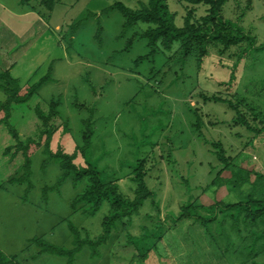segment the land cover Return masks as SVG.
Listing matches in <instances>:
<instances>
[{"label":"rangeland","instance_id":"rangeland-1","mask_svg":"<svg viewBox=\"0 0 264 264\" xmlns=\"http://www.w3.org/2000/svg\"><path fill=\"white\" fill-rule=\"evenodd\" d=\"M39 1L28 0L21 5L20 0H0V72L9 68L21 88L49 74L28 101L13 105L10 123L21 138L31 136L37 128L35 106L46 109L52 99H58L56 121L61 125L51 137L52 152H75L78 166L92 164L102 171L106 181H116L118 191L128 198L133 196L136 185L131 179L134 166L137 160L145 159V182L152 190L138 212L132 214L133 225L129 227L132 237L149 233L141 238L142 250L135 248L124 229L112 244L119 228V223L113 222L110 239L98 246L84 245L73 264L243 261L236 254L251 241V229L259 230L261 226L247 224L239 236L230 228L228 219L225 229L235 248L226 258L197 222L188 218L175 222V216L180 204L196 196L206 205L212 199L226 198L224 188L213 194L208 185L219 163L211 152V144L206 142L220 141L237 167L264 174V131L256 136L255 131L235 124L237 115L233 108L226 102L209 99L216 96L237 102L247 121L253 127L261 126L258 121L264 119V0H226L223 18L242 27L244 35L254 37V43L247 48L244 39L223 51L209 44L198 64L194 57L180 61L177 45L170 51L158 45L151 53L147 40L140 36L147 23L137 22L124 28V18L118 10H104L115 1L136 8L139 0H61L52 11H46ZM166 2L167 11L174 13L179 26L189 8H193L194 22L207 14L208 7L204 5L194 6L186 0ZM5 98L0 89V100ZM252 111L259 114L258 119ZM195 113L201 120L202 137H198L194 127ZM87 129L91 130L90 144L82 150ZM13 143L6 126L0 124V184L5 186L1 189L8 191L0 193V218L12 213L17 221V231L10 238L12 249L17 250L28 239L23 249L29 247L35 254L36 247L30 244L34 237L52 243L62 240L58 237V231L64 228L62 223L77 228L80 238L94 240L102 231L103 218L109 214L108 203L103 202L91 216L71 210V200L83 191L86 178L76 183L65 179L56 186L61 175L59 164L50 159L44 164L48 156L40 149L31 156L33 188L24 197L26 185L8 181L9 175H14L13 168L21 162L17 157L9 163V155L4 154ZM223 175L227 177L229 173ZM44 186L50 188L45 200ZM13 195L29 202L38 200V215H52L51 210L55 215L44 221L11 209L7 200H13ZM239 196L233 193L228 201L236 202ZM59 200H68L69 207L58 206ZM34 218L36 223H32ZM52 218L57 220L50 236L46 221ZM61 242L60 246L70 249L74 237L69 234ZM257 262L264 264L261 256Z\"/></svg>","mask_w":264,"mask_h":264},{"label":"trees","instance_id":"trees-1","mask_svg":"<svg viewBox=\"0 0 264 264\" xmlns=\"http://www.w3.org/2000/svg\"><path fill=\"white\" fill-rule=\"evenodd\" d=\"M28 0H20L21 5H25ZM61 0H40L39 4L46 11H52L55 4ZM167 0H139L138 7H127L121 1L113 2L108 8L116 9L124 18V28H128L137 22H144L148 24L147 29L142 31L141 37L147 40V44L153 52V48L160 45L162 49L170 51L174 45L178 46L177 54L180 56V61H186L189 58H196L197 64L201 58L207 53L208 45L217 46L221 51L227 50L231 45L242 43L245 39L247 41V48H250L254 43V37L244 35L242 27L233 24L231 21L223 18V7L226 0H186L192 5L207 6V14L202 16L199 21L192 20L194 16L193 8L187 9L184 21L181 26L175 23L174 13L167 11ZM77 25V24H76ZM75 25V26H76ZM73 27L72 32L75 30ZM237 44V45H238ZM173 55V53H172ZM171 55V56H172ZM175 58V56H174ZM49 79V74L40 78L32 85L24 88L19 86V80L13 78L10 74V69H5L0 72V89H2L6 98L0 100V124L6 126L7 131L11 134L14 143L7 147L4 151L5 155H9V163H14L17 157L21 162L16 168H13L14 175H9L8 181L14 182L18 185H26L25 196L32 188L31 182V156L37 151L42 150L46 161L56 160L59 164L61 175L55 183L59 186L65 179L71 180L73 183L86 178L85 188L81 193L74 196L70 203V208L73 211L80 212L84 215H94L102 206L103 202H107L110 210L102 220V231L94 239L80 238L77 228L69 224L68 229L70 234L74 237V245L72 248H64L58 244H54L41 237H34L30 240V244L36 247L35 254H47L66 259V264H73L74 257L77 252H80L84 245L98 246L103 242H107L111 237L110 226L113 222L119 223L118 231L114 234L112 244L115 242L117 235L124 229L126 236H130L135 248L142 250L140 244L141 238L148 237L149 233H140L132 237L129 233V227L133 225L132 214H136L139 208L144 204L145 200L152 190L147 186L145 177L147 171L145 168V159L137 160L136 165L132 171V181L136 183L134 193L131 198L125 197L117 189V182L106 181L102 171H99L95 166L88 163L84 167H80L75 163V152L68 153L64 150L58 149L55 152L51 151L50 141L52 135L58 130L61 124H58L56 119L58 117L59 100L52 99L51 102L43 109L41 106H35V114L37 118V128L33 135L21 138L16 128L10 123L9 118L14 104H20L28 101L38 90V88ZM212 101L226 102L229 107L235 110L237 115L234 118V123L245 126L247 129L255 131V134L264 131V119L258 121L261 126L254 125V127L247 121L243 111L238 106V103L222 99L220 97H209ZM197 123L194 125L198 137H202L200 132L201 120L197 113ZM252 116L257 117L259 114L252 111ZM67 125V124H66ZM83 134L82 150L90 144L91 130L87 129ZM254 140V137H253ZM251 140V141H253ZM211 145V152L219 163L216 168L211 182L208 184L215 194L218 190L224 188L227 192L226 198L212 199L211 204H204L199 201L198 197L191 199L186 203L180 204V211L175 216L176 221L188 218L193 222H197L204 230V233L211 236L213 242L219 246V249L227 258L234 248L231 236L227 233L225 226L230 220V228L239 236H241L242 227L261 226L259 230L251 229V241L247 245H243L236 255L243 257V261L239 264H258L257 258L262 257L264 260V174L258 171H249L236 166V163L230 156L226 155L223 144L220 141L206 142ZM213 150V151H212ZM213 171V169L211 170ZM224 172L229 173L225 177ZM117 180V179H116ZM114 181V180H112ZM5 188L0 184V189ZM48 186L42 188V196L45 200L49 191ZM206 189L203 191L205 193ZM238 193L241 195L240 200L236 202H229L228 198L232 194ZM39 197V196H38ZM42 200V197H39ZM23 200H26L23 198ZM156 205V203H155ZM158 207V205H156ZM155 214H158L155 212ZM145 220V219H144ZM241 220V224H240ZM242 225V226H241ZM128 226V227H127ZM127 230V232H126ZM141 230L147 231L146 227ZM160 230L158 231V233ZM159 236L158 234L153 236ZM134 238V239H133ZM126 242L130 244L129 239ZM218 242L223 243L219 245ZM259 243L258 245H256ZM111 244V245H112ZM111 247V246H110ZM29 248V247H28ZM148 246L147 249H149ZM234 251V250H233ZM236 252V250H235ZM143 258L142 253L139 252ZM0 264H18L12 258H8L0 251Z\"/></svg>","mask_w":264,"mask_h":264},{"label":"crops","instance_id":"crops-1","mask_svg":"<svg viewBox=\"0 0 264 264\" xmlns=\"http://www.w3.org/2000/svg\"><path fill=\"white\" fill-rule=\"evenodd\" d=\"M3 4V3H1ZM8 8V7H7ZM0 193H8L7 190H3L0 189ZM7 191V192H6ZM10 194V193H9ZM10 200H7L8 206H10L11 209H15L17 208V211H22L24 213V215L26 216H34L36 217V219H42V220H46L47 217H52L55 215V211L51 210L52 215H38L36 212V207H39V201L36 200L35 202H29L28 200H23L21 196H16L13 195V200L11 197H9ZM40 199V198H38ZM67 201V202H66ZM41 203V202H40ZM57 203V202H56ZM42 205V204H41ZM58 206H61L62 208L66 209L69 207V202L68 200H64L63 202L59 200ZM57 206V207H58ZM22 215V214H20ZM56 215H58L56 213ZM22 218H19V221ZM24 219V218H23ZM57 218H52L50 219V221H46L47 222V226L48 227V234L50 236H52V234L54 233V223L56 222ZM37 221L35 220V218L32 220V223H36ZM16 223L17 221H15L13 214H7L4 215L0 218V251L2 253H4V255H6L8 258H12L13 260H15L18 264H66V259L63 257H57L54 255H47V254H33L35 252V250H31V248H24V243H26L28 241L27 240H23L22 244L18 247L17 250L12 249L13 247H11V243L10 241H12L11 235L13 234V231H17L16 229ZM64 225L63 229H60V231H58V237L63 239H67V237L70 234V231L67 227V225H65L64 223H62ZM71 236V234H70ZM14 237V236H13ZM62 240H58V241H53L54 243H57L58 245H62ZM52 241V240H51ZM26 245H28L26 243ZM111 248V247H110ZM11 251H13L11 253ZM112 259V257L110 258ZM110 262V260H109ZM111 264V263H110Z\"/></svg>","mask_w":264,"mask_h":264}]
</instances>
